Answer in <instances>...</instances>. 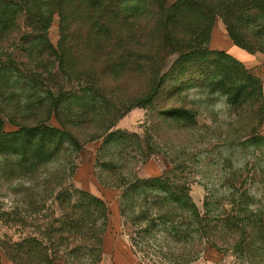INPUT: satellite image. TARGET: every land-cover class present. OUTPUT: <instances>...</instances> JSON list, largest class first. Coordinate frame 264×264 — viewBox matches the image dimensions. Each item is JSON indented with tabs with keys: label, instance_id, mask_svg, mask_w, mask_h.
<instances>
[{
	"label": "rangeland",
	"instance_id": "1",
	"mask_svg": "<svg viewBox=\"0 0 264 264\" xmlns=\"http://www.w3.org/2000/svg\"><path fill=\"white\" fill-rule=\"evenodd\" d=\"M173 1L164 0L165 6L169 7ZM234 2L224 0V5ZM140 20L143 26L144 19ZM229 20L238 33L234 17ZM18 25L0 40L2 59L18 52L15 41L25 30L23 23ZM47 37L56 45L59 38L56 12L52 14ZM260 38H256L257 42H264V35ZM251 42L253 50L234 43L222 16L216 15L206 46L225 51L259 78L260 97L245 96L229 103L222 94L200 87L199 78L189 75L175 79L169 73L151 104L126 111L124 105L151 90L155 84L154 71L161 69V65L167 68L174 55H167L157 44L154 55L146 53L153 57L148 63L154 65L139 69L126 66L119 76L108 72L98 85L92 81L90 68L97 66L99 59L87 53V59L80 63L85 65L82 70L87 71L92 82L81 83V87L103 90L110 117L96 121L78 119L79 125L72 130L80 150L49 162L37 176L0 175V263L24 264L20 263V257L6 250V245L16 249L13 244L18 242L33 251H38L36 247L42 249L52 264H264V51L256 49L255 40ZM146 49L147 46L140 47L133 53L142 56ZM101 57L105 55L101 53ZM20 60L31 63L22 57ZM139 62L146 64L142 58ZM210 66L218 78L220 65L210 63ZM80 78H84L83 74L66 80L65 86L77 88ZM12 104L7 97L0 96L5 114H10ZM113 107L119 110V115L113 113ZM168 107L188 110L190 120L165 118L161 110ZM48 122L59 126L54 116ZM4 128L12 130L15 126L6 122ZM116 130L125 132L127 138L106 141L108 132ZM163 175L185 180L192 200L200 209L205 201L212 203L211 220L224 212L221 218L228 222L234 215L241 219L252 216L258 221L254 227L240 221L234 232L223 229L217 239L220 249L205 246L198 258L180 262L182 252L189 250L187 245L195 235L190 232L186 245L182 240L176 241L155 219L159 210L151 207L150 195L144 200V194L138 198L128 191L127 195L133 197L127 200L123 214L120 211L125 189L116 185L119 180ZM73 188L104 200L108 218L85 214V195L73 192L67 199V190ZM145 209L147 216L139 222L135 216ZM239 209L244 213H238ZM151 218H154L151 223L146 222ZM234 238L240 241L237 248L233 247Z\"/></svg>",
	"mask_w": 264,
	"mask_h": 264
},
{
	"label": "trees",
	"instance_id": "2",
	"mask_svg": "<svg viewBox=\"0 0 264 264\" xmlns=\"http://www.w3.org/2000/svg\"><path fill=\"white\" fill-rule=\"evenodd\" d=\"M55 12L59 38L53 45L47 37V29ZM216 15L222 16L234 43L253 50L251 40H255L256 49L264 51V42L256 39L264 35V18L258 17H264V0H235L225 5L224 0H175L169 7L165 6L164 0H0V40L16 25L23 23L25 27L15 41L18 52L12 57L8 54L5 59L0 57V96L13 103L10 114H5L4 108L0 107V175L37 176L49 162L60 159L63 154L78 152L81 145L72 130L79 125L78 119L85 117L84 120L96 121L110 117L103 90L81 87V83L96 81L100 85L108 72L119 76L126 66L139 69L153 64L148 63L153 57L146 53L154 55L157 44L167 55H174L171 64L167 68L161 65V69L154 71L155 84L151 90L132 98L124 105L125 111L151 104L169 73L175 79L189 75L195 77L193 79L199 78L200 87L222 94L229 103L245 96L260 97L259 78L225 51L210 50L206 46ZM232 17L240 33L235 32L230 24ZM140 19H144L143 26ZM252 27L258 28L254 30ZM145 46L148 48L145 56L133 53ZM87 53H93L99 59L97 66L90 68L92 81L87 71L82 70L85 65L80 63V60L87 59ZM101 53L105 58H99ZM21 57L29 59L31 65L20 60ZM141 58L146 64L139 62ZM210 63L220 65L218 78ZM78 74H83L84 78L78 80L77 88L65 86L66 80ZM114 112L120 113L113 107ZM161 113L170 120L189 121L191 116L181 107L163 108ZM51 116L56 118L59 126L49 124ZM6 122L15 128L6 130ZM127 136L116 130L108 132L105 139L122 141ZM72 173L71 168L70 175ZM116 185L125 189L120 200L122 214L123 207L128 206L127 200L133 197L127 195L128 191L137 194L138 198L144 194V200L150 195L151 207L159 210L155 219H159L165 231L171 232L176 241L182 240L186 245V237L195 235L187 245L189 250L181 254L180 262L183 263L198 258L205 246L220 249L217 239L223 229L230 228L234 232L240 221H246L248 227H254L258 221L252 216L241 219L234 215L228 222L225 217L221 218L224 212L211 220L212 203L205 201L200 209L192 200L186 181L177 176H133L119 180ZM68 187L71 188L72 184ZM73 192L85 195V214H95L104 220L108 218V208L100 197L73 188L67 190V199ZM91 206L93 208L89 209ZM249 211L252 214V210ZM147 212V209L140 210L135 218L140 222L146 218ZM239 212L244 213L242 209ZM144 230L142 228V232ZM136 232L140 233V230ZM239 245L240 241L234 238L233 247ZM13 247L16 249L6 245V250L14 253V257H20V263L52 264L38 247V251H33L18 242H14Z\"/></svg>",
	"mask_w": 264,
	"mask_h": 264
}]
</instances>
